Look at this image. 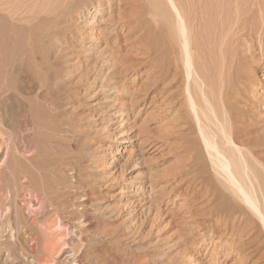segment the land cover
I'll use <instances>...</instances> for the list:
<instances>
[{
  "label": "rangeland",
  "instance_id": "obj_1",
  "mask_svg": "<svg viewBox=\"0 0 264 264\" xmlns=\"http://www.w3.org/2000/svg\"><path fill=\"white\" fill-rule=\"evenodd\" d=\"M148 1L0 0V56L6 52L0 57V196L9 197L7 209H11L1 219V264H55L56 253L67 248L83 255L78 262L63 264H264V233L252 219L238 217L241 201L225 188L223 180L219 184L199 134L193 135L192 123L178 109L183 94L179 82L167 72L171 53L165 46H158L154 53L134 42L140 34L138 19L147 21L146 10L152 7ZM211 1H217H209L215 8L208 6L215 13H207L198 28V44L202 38L211 44L218 36L222 40V33L231 39L223 38L227 47H219L221 41L214 43L217 46L205 41L199 45L202 77L211 84L208 87L215 97L230 91L224 95L225 105L229 103L226 107L233 111L234 133L262 193L264 31L260 27L264 26V0H224L229 7L222 0ZM155 13L150 14L147 27L152 31L154 23H160L155 39L165 44V22ZM220 16L227 23H220ZM227 18L235 25L230 28L237 27L232 31L240 40L229 33ZM207 31L212 34L210 41ZM241 39L246 40L242 43ZM211 48L214 52L208 53ZM216 49L222 52L217 54ZM202 56L207 57L203 60ZM231 56L232 63L228 61ZM252 65L253 73L247 72ZM248 73L253 86L244 87V96L240 84L244 77L251 79ZM7 84L9 88H5ZM35 191L47 192L45 202H49L47 210L38 214L36 202L32 201L31 208L27 205ZM235 215L238 220L233 224ZM43 234L54 240V255L48 256L52 263L37 262L47 252Z\"/></svg>",
  "mask_w": 264,
  "mask_h": 264
},
{
  "label": "bare ground",
  "instance_id": "obj_2",
  "mask_svg": "<svg viewBox=\"0 0 264 264\" xmlns=\"http://www.w3.org/2000/svg\"><path fill=\"white\" fill-rule=\"evenodd\" d=\"M64 1V0H63ZM97 1H100V0H97ZM210 1V4H211V2H213V1H211V0H209ZM209 1H207V0H151V1H148V3L149 2H151V5H148V6H152L151 7V9L149 8V9H147L146 10V14H148V18H147V21H149L150 19H149V16H150V14L152 15V14H154L155 12V14L156 15H161V17H163V19H164V22H165V30H166V32L168 33V40H167V43L165 42V44H164V42L163 41H161L160 42V40L159 41H156V39H155V37H156V33H157V31L156 30H160V28H161V25H159L160 23H154V25L153 26H155V29H153L152 31L149 29V26L147 27V21H146V19L145 18H140V19H138V21H137V27H136V29H137V31H138V33H140L139 35H137L136 36V38H134V42L135 43H139V44H141V46H145V49L146 50H148V51H152V52H154V53H157L158 52V46H165L166 47V51L170 54L171 53V55L172 56H170V59H168L169 61V64H171L170 66H168V65H166L167 66V72H168V74L171 76V78H176V80L179 82V88H181V90L180 91H182V94H183V101H179L178 99V101L180 102L179 103V106H178V109H179V111L181 112V114H184L185 115V117H187V119L190 121L189 123H192V128L194 129V134L193 135H195V133H198L199 134V137H200V139H201V142H202V145H203V147H204V150H205V152H206V155H207V157H208V159L210 160V166H211V168H212V170L214 171V176H217L219 179H217L218 181H219V184H221L222 182H221V180H223L224 181V183L223 184H226V187L225 188H227L231 193H232V195H234V197L235 198H238L240 201H241V203H239V204H237V205H239V207H240V209H241V213H240V215L238 216V217H240V218H242V219H247V220H249V219H252V221L253 222H255L256 223V225L260 228V230L262 231V233H264V195L262 194V193H260L261 191H259L260 189L258 188V185H257V182H256V178L251 174V168H250V166H249V162H248V159H247V157H246V151H243L244 149L238 144V141H237V136H236V134L234 133V128H233V124H232V122H231V119H232V116H234V115H232L231 114V112H233V111H229V107H226V106H228V104L227 105H225V99H224V95H228V92H229V94H230V91H228L227 93H223V91L222 92H220L219 94H218V96H214V94L209 90V87L211 86V84L210 85H208L207 83H206V81L204 80V78L202 77V73H201V69H200V63H201V61H200V58H199V56H198V50H199V47H201V46H199L201 43H202V45L203 44H206V43H203L204 41H205V38L203 39H201L200 41H202L200 44H198V41H197V37H196V33H199V31H197L198 30V28L199 27H201V26H203V21L206 19V14L208 13V15H212L213 14V11L214 10H212L213 8H215V7H213L215 4H216V2L217 1H214L213 3H215L214 5H212V7H211V5H209ZM218 1H221V0H218ZM238 1V0H237ZM254 1V0H253ZM66 2H67V0H66ZM223 2H225L224 0H222V4H223ZM234 2V1H233ZM239 2H241V0L239 1ZM243 2V1H242ZM75 3V2H74ZM212 3V4H213ZM225 3H227V4H225L226 6H228L229 4H228V2H225ZM260 3V2H259ZM258 3V4H259ZM63 4V3H62ZM64 4H66V3H64ZM63 4V5H64ZM150 4V3H149ZM206 4H208V5H206ZM234 5H235V3H233ZM245 4H247V3H245ZM237 5H240V3L239 4H237ZM237 5H235V6H237ZM243 4L241 3V5L240 6H242ZM251 5V4H250ZM250 5H248V7H250ZM98 6V5H97ZM208 6H210L212 9H208ZM235 6H234V8H235ZM239 6V7H240ZM262 6V5H261ZM229 7V6H228ZM244 7V6H243ZM243 7H242V9H243ZM258 7V6H257ZM221 8V7H220ZM232 8V7H231ZM241 8V7H240ZM259 8V7H258ZM55 9H57V8H55ZM235 9H237V8H235ZM242 9H240V10H242ZM212 10V12H210ZM225 10H226V8H225ZM234 10V9H233ZM250 10V9H249ZM141 11V12H140ZM140 11H138V13L140 12V15L142 16V14H143V12H144V8H141L140 9ZM158 11L160 12V13H158ZM211 13H209V12ZM237 11V10H236ZM245 11V10H244ZM55 12H57V11H55ZM153 12V13H152ZM231 12V11H230ZM259 12H261V11H258V13ZM214 13H215V11H214ZM217 13H219V12H217ZM231 13H234V15L236 16V12L234 11V12H231ZM246 13V12H245ZM253 13V12H252ZM264 14V12L262 11L261 12V14ZM221 14H223V10H222V13ZM226 14V13H225ZM225 14L224 15H221L222 17L223 16H225ZM215 15H217V14H215ZM245 15V14H244ZM243 15V16H244ZM213 16V15H212ZM218 17H219V14L217 15ZM217 16L215 17V18H217ZM221 16H220V19L218 18V21L220 20V23H221V21H222V19H221ZM231 16V15H230ZM228 17H229V13H228ZM231 17H233L234 18V16H231ZM231 17H230V19H231ZM247 17H248V14H247ZM247 17H245V18H247ZM260 17H261V15L259 16V19H260ZM151 18V17H150ZM205 18V19H204ZM213 18V17H212ZM215 18H214V21H215ZM263 18H264V15H263ZM227 19H229V18H227ZM229 19V22H230V24H228V26L229 25H231V27H235V25H232V23H231V20ZM238 19V18H237ZM241 19V18H240ZM258 19V20H259ZM158 20H159V18H158ZM239 20V19H238ZM237 20V22H242L241 20L240 21H238ZM252 20H254V19H252ZM257 20V21H258ZM264 20V19H263ZM213 20H211L209 23H211ZM223 21L224 22H226L227 23V21H226V19H223ZM222 21V22H223ZM244 21H245V19H244ZM262 21V20H261ZM155 22V21H154ZM250 22V21H249ZM259 22H260V20H259ZM208 23V22H207ZM226 23H224L225 25H226ZM251 23V22H250ZM261 23V22H260ZM213 24V23H212ZM211 24V25H212ZM216 24V23H215ZM217 24H219V23H217ZM256 24V23H255ZM259 24V23H258ZM210 24H209V26L211 27V28H213L214 27V24L211 26ZM222 25H223V23H222ZM225 25H223L224 26V28H225ZM237 25H239V24H237ZM236 25V26H237ZM244 25L245 24H243L242 26H241V28H243L244 27ZM262 25V24H261ZM164 26V25H163ZM240 26V25H239ZM250 26H252V25H250ZM257 26V25H256ZM218 27V26H217ZM217 27H215V28H217ZM258 27V26H257ZM214 28V29H215ZM221 28V27H220ZM228 28H230V26L228 27ZM251 29H252V27H250ZM227 29V28H226ZM158 30V31H159ZM216 30V29H215ZM220 30V29H219ZM221 30H223L222 28H221ZM220 30V31H221ZM232 30H237V27H236V29L235 28H230V30H228L229 31V33H230V31H232ZM260 30H261V32H263L264 31V26H261L260 27ZM260 30H258L259 31V34H260ZM219 31V32H220ZM239 31V30H238ZM249 31V30H248ZM208 32V31H207ZM215 32V31H214ZM218 32V31H217ZM217 32L213 35L214 37H216L217 35ZM223 32V31H222ZM221 32V33H222ZM226 32V31H225ZM228 33V34H229ZM232 33H233V36H237V35H234V31H232ZM252 33H254V32H252ZM136 34V33H135ZM209 34V32L207 33V35ZM219 34V33H218ZM225 35V37L223 36L222 37V40H220L219 38H221L220 36H218V37H216L217 39H219L218 41H216V38H214V43H216V42H220V46L219 47H221L222 46V44L225 46V44L224 43H227L228 44V42H225L224 41V39H226V33H222V35ZM236 34V33H235ZM239 34H240V32H239ZM238 34V35H239ZM262 34V33H261ZM198 36H199V34H198ZM202 36V35H201ZM201 36H200V38H201ZM240 36V35H239ZM250 36V35H249ZM160 37V36H159ZM167 37V36H166ZM203 37V36H202ZM209 37H211L212 38V34H209L208 35V38ZM246 37V36H245ZM254 37H257V36H254ZM224 38V39H223ZM228 38H230L229 37V35H228ZM227 38V39H228ZM236 38H238V40H240L239 39V37L237 36ZM241 38H243V37H241ZM262 38V37H261ZM261 38H260V36H259V39L258 40H261ZM226 39V40H227ZM231 39V38H230ZM247 39V38H246ZM245 39V40H246ZM251 38H249L248 40H250ZM245 40H242L241 39V41H242V43H244L245 42ZM247 40V41H248ZM251 40H253V39H251ZM257 40V41H258ZM209 41H210V38H209ZM232 41V40H231ZM237 41V40H236ZM235 41V42H236ZM244 41V42H243ZM205 42H207L209 45H212V46H217V45H214V43L213 44H211V41L210 42H208V40H206ZM260 42V41H259ZM2 43V42H1ZM229 43H231V42H229ZM232 43H234V41H232ZM237 43V42H236ZM236 43H234V44H236ZM249 43H252V41L251 42H249ZM248 43V44H249ZM3 44V43H2ZM226 44V46L225 47H227L228 45ZM230 45V44H229ZM233 45V44H232ZM237 45V44H236ZM239 45V44H238ZM237 45V46H238ZM242 45H244V44H242ZM253 45V44H252ZM251 45V46H252ZM257 45H259V44H257ZM156 46V47H155ZM207 46V45H206ZM212 46H210V47H212ZM231 46V45H230ZM250 46V45H249ZM248 46V47H249ZM14 47V46H13ZM204 47V46H203ZM218 47V49H220ZM223 47V46H222ZM232 47V46H231ZM240 47V46H239ZM244 47V46H243ZM16 48V47H15ZM207 48H209V47H207ZM215 48H217V47H215ZM235 47H232L231 48V50L233 49V50H235L234 49ZM253 48V47H252ZM252 48H251V50H252ZM214 49V48H213ZM213 49L211 48V49H208V50H211V52H208V53H213L214 51H213ZM221 49H224V51H225V48H221ZM248 49V48H247ZM215 50V49H214ZM217 50V49H216ZM228 50L229 49H227L226 51L228 52ZM232 50V51H233ZM240 50V49H239ZM213 51V52H212ZM245 51V49L244 50H242V54L243 53H245L244 52ZM250 51V50H249ZM1 52V51H0ZM200 52V51H199ZM222 52V50L220 51L219 50V52H218V50H217V54L218 53H221ZM230 52V55H231V51H229ZM252 52V51H251ZM162 53V52H161ZM216 53H214L212 56H214ZM224 53H226V52H224ZM252 53H254V52H252ZM2 54V53H1ZM5 54H6V52H5ZM5 54H2V55H5ZM166 54V53H165ZM227 54V53H226ZM248 54V53H247ZM250 54V53H249ZM1 55V56H2ZM168 55V54H167ZM166 55V56H167ZM204 55V54H203ZM208 55H210V56H208L209 57V59H211L212 57H211V54H208ZM234 55V53L232 54V56ZM0 56V57H1ZM232 56L229 58V60L228 61H230L231 63L233 62V60L231 59L232 58ZM244 56H246V55H244ZM253 56V55H252ZM5 57V56H4ZM25 57V56H24ZM168 57V56H167ZM166 57V58H167ZM202 57H204V56H202ZM205 57H207V56H205ZM205 57H204V59L203 60H205ZM211 57V58H210ZM219 57H221L222 59H225V57L223 56L222 57V54L219 56ZM219 57L217 56V58L219 59ZM248 57H249V62H250V57L251 56H249L248 55ZM248 57H246V58H248ZM217 58H216V60H217ZM219 59V61H221L222 59ZM252 58H254V57H252ZM2 59V58H1ZM202 59V58H201ZM213 59V58H212ZM228 58H226V60H227ZM156 60V59H155ZM167 60V59H166ZM252 60V59H251ZM211 61V60H210ZM209 62V61H208ZM225 62H227V61H225ZM230 62H228V63H230ZM243 63H245L244 61H242ZM22 63V62H21ZM210 63V62H209ZM211 63H213V62H211ZM247 63V62H246ZM207 64V63H206ZM214 64H215V61H214ZM216 64H218V62L216 63ZM215 64V65H216ZM220 64V63H219ZM248 64V63H247ZM253 64V63H252ZM8 65H10V64H8ZM11 65H12V63H11ZM21 64H19V66H20ZM205 65V64H204ZM211 65V64H210ZM237 65V64H236ZM235 65V66H236ZM17 67H18V64L16 65ZM224 66H226V64L224 65ZM238 67H239V65H237ZM10 67V66H9ZM14 67V66H13ZM16 67V68H17ZM203 67H205V66H203ZM206 67H210L209 65H206ZM216 67V66H215ZM219 68H220V66H218ZM231 67H233V66H231ZM12 68V67H11ZM19 68V67H18ZM211 68H213V67H211ZM225 68V67H224ZM206 69H208V68H204V70L205 71H207ZM231 69V68H230ZM232 69H234V68H232ZM238 69V68H237ZM13 70H14V68H13ZM16 70V69H15ZM164 70V69H163ZM217 70V69H216ZM243 70H244V68H243ZM248 70H249V72H252L253 73V65L251 66V67H249L248 69H246V71L248 72ZM5 71V70H4ZM208 71H210V70H208ZM218 72H219V70H217ZM231 71H233V70H231ZM239 71V70H238ZM14 72V71H13ZM18 72V71H17ZM20 72V71H19ZM167 72L166 73H164L165 75L167 74ZM213 72H215V71H213ZM218 72H215L216 74H218ZM6 73V72H5ZM22 73H24V72H22ZM236 73H238L237 71H235L234 72V74H236ZM242 73V72H241ZM255 73V72H254ZM21 74V73H20ZM208 74H211L210 72L209 73H207V75ZM229 74V73H228ZM233 74V73H232ZM11 75V74H10ZM204 75H206L205 73H204ZM238 75H240V73H238ZM248 75H249V77L251 76V73L249 74L248 73ZM247 75V76H248ZM254 75V74H253ZM5 76V74L3 75V77ZM23 76V75H22ZM21 76V77H22ZM234 76H236V75H234ZM241 76V75H240ZM239 76V77H240ZM255 76V75H254ZM10 77V76H9ZM210 77H213V75L212 76H210ZM237 77V76H236ZM236 77H234L235 78V81L237 80L236 79ZM23 78V77H22ZM168 78V77H167ZM170 78V80H172V83H173V79H171ZM251 78V77H250ZM6 79H8V78H5V80ZM10 79V78H9ZM214 79H218V78H215L214 77ZM223 79V78H222ZM4 80V79H3ZM4 80V81H5ZM168 80V79H167ZM170 80H169V82H170ZM175 80V79H174ZM233 80V79H232ZM3 81V82H4ZM8 81V80H7ZM234 81V80H233ZM234 81V82H235ZM238 81V80H237ZM239 81H241V79L239 80ZM168 82V83H169ZM212 82V81H211ZM8 83V82H7ZM239 83V82H238ZM213 84V83H212ZM236 84H237V82H236ZM255 84V83H254ZM5 85V84H4ZM3 85V86H4ZM170 85H171V83H170ZM176 85V84H175ZM215 85V87L217 88L218 86L216 85V84H214ZM213 85V86H214ZM230 85V84H229ZM228 85V86H229ZM232 85V84H231ZM235 85V84H234ZM233 85V86H234ZM241 88L238 86V88H240V90L239 91H244V87H247V88H251L252 86H253V79L251 78V79H248V78H243L242 79V81H241ZM7 86H8V84H7ZM5 87V88H9V86L8 87ZM176 86V87H177ZM209 86V87H208ZM2 87V86H1ZM172 87V86H171ZM175 87V86H174ZM227 87V86H226ZM232 87V86H231ZM170 88V87H169ZM173 88V87H172ZM178 88V89H179ZM224 88V92H226L225 91V87H223ZM228 88H230V87H228ZM235 89H237V86L236 87H234ZM255 88V87H254ZM253 88V89H254ZM175 89H177V88H175ZM174 89V90H175ZM5 90H7V89H5ZM217 90V89H216ZM226 90H228V89H226ZM229 90H232L231 88L229 89ZM238 90V89H237ZM245 90H246V88H245ZM7 92H8V90H7ZM173 92V91H172ZM236 92H238V91H236ZM240 92V93H241ZM246 92H247V90H246ZM245 92V93H246ZM250 92V91H249ZM243 93V92H242ZM244 94V93H243ZM248 94V93H247ZM177 95V94H176ZM178 95H180V93L178 94ZM237 95V94H236ZM241 94H238V96H240ZM4 96V95H3ZM181 96V95H180ZM244 96H246L245 94H244ZM173 97V96H172ZM241 97V96H240ZM249 97V96H248ZM248 97H246L247 98V100H248ZM180 98V97H179ZM182 98V97H181ZM238 99V98H236V97H233V98H231V99ZM243 98H245V97H243ZM245 98V99H246ZM170 99H171V97H170ZM174 99H175V97H174ZM228 99H230V98H228ZM240 99V98H239ZM176 100V101H177ZM241 100H242V98H241ZM170 101V100H169ZM1 102V101H0ZM3 102V101H2ZM172 102V101H171ZM181 102H182V104H181ZM243 102V101H242ZM4 103V102H3ZM234 103V102H233ZM170 104V103H169ZM181 104V105H180ZM232 104V103H231ZM235 104V103H234ZM243 104H245V103H243ZM1 105V104H0ZM171 105H173V103L172 104H170V106ZM175 105H176V103H175ZM240 105V104H239ZM174 106V105H173ZM5 108V107H4ZM228 109V110H227ZM237 109H239V108H237ZM235 111V110H234ZM237 111H239V110H236V112ZM169 112V111H168ZM178 112V111H177ZM177 112H174V113H177ZM181 114H179V115H181ZM175 115V114H174ZM173 115V116H174ZM176 117V116H175ZM182 117V116H181ZM180 118V116L178 117V119ZM184 118V117H183ZM235 118H236V115H235ZM181 120V119H180ZM174 121V120H173ZM185 122V121H184ZM0 124H1V122H0ZM191 125V124H190ZM178 127V126H177ZM190 127V126H189ZM2 129V128H1ZM0 129V130H1ZM181 131V130H180ZM0 133H2V132H0ZM193 133V132H192ZM198 134H196L197 136H198ZM4 137H5V135H4ZM199 137H197L198 139L197 140H199ZM3 138V137H2ZM3 140L4 141H6L4 138H3ZM194 140H196V139H194ZM3 143V142H2ZM1 143V141H0V144H2ZM201 144V143H200ZM6 147V146H5ZM4 147V148H5ZM200 147V146H199ZM198 147V148H199ZM203 147H202V149H203ZM8 149V147H6V149L5 150H7ZM1 154H2V152H1ZM7 154V153H6ZM205 154V153H204ZM10 155V154H9ZM3 156V155H2ZM7 156V155H6ZM203 156V155H202ZM1 157V156H0ZM7 158H8V156H7ZM192 159H194L193 158V156L191 157ZM1 159H2V157H1ZM6 158H4V160H5ZM3 160V159H2ZM190 163H192V162H190ZM204 163V162H203ZM41 164V163H40ZM208 164V163H207ZM206 164V166H208ZM39 166V165H38ZM210 166H208V169H209V167ZM52 167V166H51ZM35 168V167H34ZM206 170H207V168H206ZM51 171V170H50ZM28 173H29V171H27ZM34 172H36L35 170H34ZM38 172V171H37ZM41 176H42V174H41ZM6 178V177H5ZM25 179V178H24ZM33 179V178H32ZM197 180H198V178H196ZM34 180V179H33ZM38 181V180H37ZM198 181H200V180H198ZM1 182V181H0ZM16 182V181H15ZM40 182H41V179H40ZM37 183V182H36ZM43 183V181L41 182V184ZM38 184H40V183H38ZM40 184V185H41ZM36 185V184H35ZM40 185H38L39 187H41ZM221 186H223V185H221ZM21 187V186H20ZM34 187V186H33ZM215 187H217V186H215ZM38 187H36V189H37ZM22 189V188H21ZM20 189V190H21ZM8 190V189H7ZM35 190V189H34ZM47 190V189H46ZM3 191V190H2ZM23 191V190H22ZM37 191V190H36ZM35 191V192H36ZM51 191H53L54 192V190H51ZM214 191V190H213ZM216 191V190H215ZM220 191V190H219ZM221 191H223V190H221ZM11 192V191H10ZM21 192V191H20ZM27 192H28V190H27ZM2 193H4V192H2ZM22 193V192H21ZM47 194V192H44V193H35V194H33V198H31V201L29 202V204H27L28 205V208L30 207H32V201L33 202H36L38 205H39V208H37L36 210H35V212H36V214H38V212L39 213H41V212H43V211H45V210H47V205H46V203L47 204H49V202H45L46 200H45V195ZM50 194H51V192H49ZM48 193V194H49ZM23 194V193H22ZM32 193H30V195H31ZM45 194V195H44ZM54 194V193H53ZM53 194H51L52 196H53ZM0 195H1V193H0ZM4 195H5V193H4ZM9 196V195H8ZM47 196V195H46ZM222 196V195H221ZM5 197V196H4ZM17 197H19V196H17ZM227 197H229V196H227ZM233 197V198H234ZM9 197H5V198H3V194H2V196H0V225H1V219H2V217L3 218H6V214L11 210V209H7L8 208V199ZM11 198V197H10ZM230 198V197H229ZM224 201V200H223ZM13 202L14 201H12V204H13ZM21 202V201H20ZM52 203H54V202H52ZM22 204H24V203H22ZM51 204V203H50ZM35 205V204H34ZM11 206H14V205H11ZM49 206V205H48ZM225 206V205H224ZM16 207H18V206H16ZM16 207H15V209H16ZM25 207H27V206H25ZM24 207V208H25ZM36 207V206H35ZM52 207V206H51ZM23 208V207H22ZM54 208V207H53ZM25 209H27V208H25ZM24 209V210H25ZM35 209V208H34ZM9 210V211H8ZM23 210V209H22ZM16 211V210H15ZM18 211H20V210H18ZM27 211H29L30 212V209L28 210L27 209ZM225 211H227V210H225ZM33 213H35L34 211H32ZM50 212H54L53 210H51ZM60 212V211H59ZM3 213H4V215H3ZM24 213V212H23ZM26 213V212H25ZM24 213V216H25V218H26V214ZM48 213V212H47ZM229 213V212H228ZM31 214V213H30ZM54 214V213H53ZM10 215V214H9ZM19 215H21V213H19L18 214V216ZM45 215V214H44ZM230 215V214H229ZM234 214H232V216H233ZM17 216V215H16ZM17 216V217H18ZM38 216V215H37ZM39 216H40V214H39ZM236 216V215H235ZM10 217V216H9ZM22 217V216H21ZM44 217V216H43ZM234 217V216H233ZM238 217L236 216L235 218H233V220L231 221L233 224L236 222L235 220L237 219L238 220ZM29 218H31V217H29ZM28 218V219H29ZM10 219V218H9ZM227 219V218H226ZM12 220V219H11ZM19 220V219H18ZM23 220H25L23 217H22V221L21 222H24ZM30 220V219H29ZM28 220V221H29ZM31 220H33L32 218H31ZM38 220V219H37ZM42 221V220H41ZM54 221V220H53ZM217 221V220H216ZM227 221H229V218L227 219ZM251 221V220H250ZM251 221V222H252ZM257 221H259V223L257 222ZM12 222V221H11ZM31 222V221H30ZM83 222V221H82ZM245 222V221H244ZM250 222V223H251ZM4 223V222H3ZM13 223V222H12ZM25 223V222H24ZM45 224H46V222H44ZM6 224V223H5ZM17 224V223H16ZM35 224H36V221H35ZM42 224H43V222H42ZM81 224V223H80ZM217 224V223H216ZM21 225H22V223H21ZM24 225V224H23ZM59 225V224H58ZM72 225V224H71ZM255 225V226H256ZM5 226H7V225H5ZM9 226H11V225H9ZM62 226H63V224H62ZM61 226V227H62ZM17 227H19V226H17ZM16 227V229H18ZM23 227V226H22ZM21 226L19 227V228H22ZM65 227V226H64ZM3 229H4V227H2ZM2 228H1V230H2ZM24 228V227H23ZM32 228V227H31ZM41 228V227H40ZM48 228H51V230L53 229L52 227H48ZM7 229H8V227H7ZM59 229V228H58ZM57 228H55V230H58ZM64 228H62L61 230H63ZM67 229H68V227H67ZM5 230V229H4ZM11 230V229H10ZM13 230V229H12ZM29 231L28 232H30V231H32V229H28ZM38 230V229H37ZM50 230V231H51ZM60 230V231H61ZM7 231V230H6ZM8 231H9V229H8ZM19 231V230H18ZM23 231V230H22ZM34 231H36V230H34ZM53 231V230H52ZM59 231V230H58ZM2 232V231H1ZM5 232V231H4ZM14 232V231H13ZM19 232H21V231H19ZM24 232V231H23ZM22 232V233H23ZM28 232H27V234H28ZM41 233H42V231H40ZM233 232V231H232ZM235 232V231H234ZM8 233V232H7ZM16 233V232H15ZM15 233H12V234H15ZM32 233V232H31ZM34 233V232H33ZM39 233V232H38ZM41 233H39V234H41ZM45 233V232H44ZM47 233H48V231H47ZM50 233V232H49ZM59 233V232H58ZM67 233V232H66ZM16 234H19L18 232L16 233ZM23 234H26L25 232L23 233ZM22 234V235H23ZM74 234V233H73ZM76 234V233H75ZM78 234V233H77ZM222 234V233H221ZM1 235V234H0ZM6 235H8V234H6ZM21 235V234H20ZM29 235V234H28ZM58 235V234H57ZM59 235H62V234H59ZM264 235V234H263ZM3 236V235H2ZM12 236V235H11ZM14 236V235H13ZM27 236V235H26ZM25 236V237H26ZM51 236H53V235H51ZM50 236V237H51ZM54 236H55V234H54ZM80 236V235H79ZM229 236V235H228ZM10 237V236H9ZM17 237V236H16ZM1 238V237H0ZM15 238V237H14ZM27 238V237H26ZM30 238H32V237H30ZM29 238V239H30ZM34 238V237H33ZM60 238H64V237H60ZM59 238V239H60ZM79 238V237H78ZM82 238V237H81ZM235 238V237H234ZM4 239V238H3ZM2 239V240H3ZM11 239H12V237H11ZM37 239V238H36ZM5 240V239H4ZM7 240H8V243H10V241H9V239H8V237H7ZM14 240V239H13ZM28 240V239H27ZM34 240V239H33ZM62 240V239H61ZM231 240V239H230ZM31 241H32V239H31ZM37 241V240H36ZM41 241V240H40ZM42 241L44 242V247L47 249V252H46V255H44L42 258L41 257H37V262H40V260H44V261H51V260H48V259H50V258H48V256L50 257V256H53L54 255V249H56V248H54V240L52 239V238H49V237H46L44 234H43V239H42ZM56 241V240H55ZM59 241V240H58ZM70 241V240H69ZM78 241V240H77ZM12 242V241H11ZM15 242V241H14ZM63 242V241H62ZM1 244H3L2 242H0ZM18 243H20V242H18ZM31 243V242H30ZM34 243H36V242H34V241H32V243L31 244H33L34 245ZM65 243V242H64ZM75 243V242H74ZM12 244V243H11ZM23 244V243H22ZM55 244H61V243H55ZM10 245V244H9ZM21 245V244H20ZM19 245V246H20ZM62 245H64V244H62ZM68 245V244H67ZM14 246H16V245H14ZM18 246V247H19ZM24 246V245H23ZM35 246V245H34ZM57 246H60V245H57ZM78 246H81L80 244L78 245ZM1 247V246H0ZM21 247V246H20ZM19 247V248H20ZM36 247H38V246H36ZM60 247H62V249H63V246H60ZM67 247V246H66ZM7 248V247H6ZM22 248V247H21ZM25 248V247H24ZM40 248H41V244H40ZM79 248V247H78ZM9 249V248H8ZM28 249V248H27ZM31 249V248H30ZM35 249V248H34ZM61 249V248H60ZM68 249V248H67ZM67 249H65V250H59L57 253H56V255L54 256V261H55V264H63V262H69V261H71V262H78L77 260H79L81 257H82V253L80 252V254L79 253H73V252H71L70 250H67ZM1 250H2V248H1ZM16 250V249H15ZM20 250V249H19ZM73 251V250H72ZM17 252V251H16ZM7 253V252H6ZM21 255H22V252H19ZM43 253V252H42ZM70 253H72V254H70ZM33 254H36V253H34L33 252ZM4 255V254H3ZM37 255V254H36ZM1 256V255H0ZM10 256V255H9ZM34 256V255H33ZM91 256V255H90ZM5 257H6V255H5ZM20 257H22V256H20ZM26 258H28L27 256H26ZM30 258H31V255H30ZM92 258V257H91ZM1 259V258H0ZM5 259V258H4ZM36 259V258H35ZM7 260V259H6ZM5 260V261H6ZM9 260V259H8ZM27 260V259H26ZM33 260V259H32ZM4 261V260H3ZM11 261V260H10ZM23 261H25L24 259H23ZM94 261V260H93ZM8 262V261H7ZM6 262V263H7ZM27 262L29 263V261L27 260ZM4 263V262H3ZM51 263H52V261H51ZM54 263V262H53ZM107 263V262H106ZM1 264V263H0ZM5 264V263H4ZM48 264H50V263H48ZM79 264V263H78ZM83 264V263H82ZM105 264V263H104Z\"/></svg>",
  "mask_w": 264,
  "mask_h": 264
}]
</instances>
